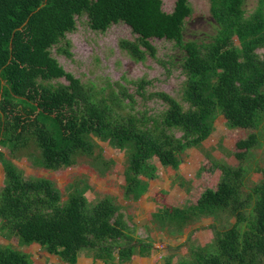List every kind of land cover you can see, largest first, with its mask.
I'll use <instances>...</instances> for the list:
<instances>
[{"label":"trees","instance_id":"obj_1","mask_svg":"<svg viewBox=\"0 0 264 264\" xmlns=\"http://www.w3.org/2000/svg\"><path fill=\"white\" fill-rule=\"evenodd\" d=\"M210 2L215 32L184 43L192 13L188 0H176L171 12L163 9V0H0V143L14 155L25 150L40 166L59 170L81 157L108 166L97 139L106 141L125 152L124 197L138 200L148 191V180L157 177L154 160L178 169L188 148L203 147L219 114L230 128H259L264 121V55L258 52L264 48V0L249 14L246 0ZM83 15L96 31L119 22L129 25L138 37L121 39L120 46L139 60L157 56L150 38L173 41L181 55L163 62L178 60L186 76L182 98L189 107L160 92L167 106L156 114L140 119L114 114L52 54ZM67 44L59 51L70 56ZM62 77L68 82H54ZM149 120L154 127L144 124ZM259 145L255 131L239 139L238 164L214 162L221 171L216 188H206L194 204H162L153 213L155 223L172 235L205 217L218 221L210 225L211 243L191 245L189 256L177 261L165 256L164 264H264V157L256 168L245 163ZM0 163L4 237L15 236L20 245L38 243L68 264H76L83 251L93 260L124 264L155 250L153 239L135 234L113 196L92 203L84 188L71 183L64 200L53 180L25 176L1 152ZM253 169L262 174L258 182L250 179ZM0 264L34 262L30 253L0 243Z\"/></svg>","mask_w":264,"mask_h":264},{"label":"rangeland","instance_id":"obj_2","mask_svg":"<svg viewBox=\"0 0 264 264\" xmlns=\"http://www.w3.org/2000/svg\"><path fill=\"white\" fill-rule=\"evenodd\" d=\"M176 0H163V9L171 12ZM192 13L186 18L183 42L205 38L215 32V20L211 13L210 0H188ZM258 0H246L247 14L254 11ZM138 35L124 22L113 24L106 31L90 28L86 15L77 16L76 29L68 32L65 38L52 47V54L58 59L66 71L79 78L96 97L110 104L114 114L130 115L140 119L143 115L156 114L167 106V101L157 93L163 92L180 102L184 108L189 105L182 98V85L185 73L175 60L173 64H165L169 55L179 54L174 42L165 38H150L156 47V57L147 55L144 59L134 58L130 52L121 48V39L136 40ZM71 52L68 56L59 51L66 46ZM258 52L264 55V48ZM147 80V82H145ZM56 83H67L62 77ZM144 124L154 127L152 120ZM258 132L262 145L254 148L245 163L254 168L263 165L264 157V121L257 129L230 128L226 119L219 114L215 120L214 130L203 142V147H190L183 153V162L178 169L163 166L157 159L156 178L149 179V189L138 200L126 199L123 193L124 169L126 155L106 141L97 139L102 148V155L109 161L106 166L102 162L92 163L81 157L70 167L51 170L37 164L25 153V150L11 153L8 146L0 143V152L20 167L25 176L46 177L53 180L62 192L64 200L68 198L69 185L76 183L85 189V194L94 203L104 195H111L121 206L128 223L140 237H150L154 241L155 250L150 256L136 255L124 264H164V257L173 255L174 261L182 256H189L191 245H208L213 241L212 217H205L187 226L184 233L172 235L162 230L154 221L153 213L162 204L185 206L197 202L201 193L208 187L216 188L221 171L214 165L215 161L238 164L239 159L234 152L239 151L236 142L247 137L250 132ZM181 131L175 130V137ZM213 158V166L210 159ZM261 172L253 169L251 181L258 182ZM4 169L0 163V188L3 186ZM234 221V219H232ZM0 243L10 244L14 248L31 254L34 264H68L58 255L49 253L40 244L20 245L17 237H4L0 232ZM76 264H106L101 260H93L89 251L80 252ZM118 264V263H117Z\"/></svg>","mask_w":264,"mask_h":264},{"label":"crops","instance_id":"obj_3","mask_svg":"<svg viewBox=\"0 0 264 264\" xmlns=\"http://www.w3.org/2000/svg\"><path fill=\"white\" fill-rule=\"evenodd\" d=\"M35 244V243H34Z\"/></svg>","mask_w":264,"mask_h":264}]
</instances>
